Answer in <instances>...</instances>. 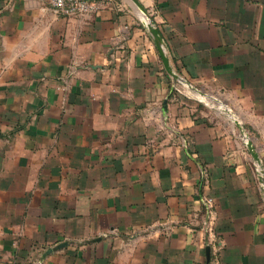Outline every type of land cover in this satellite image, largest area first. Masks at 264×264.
<instances>
[{"label":"crops","instance_id":"1","mask_svg":"<svg viewBox=\"0 0 264 264\" xmlns=\"http://www.w3.org/2000/svg\"><path fill=\"white\" fill-rule=\"evenodd\" d=\"M138 2L182 81L127 0H0V264H264V0Z\"/></svg>","mask_w":264,"mask_h":264},{"label":"built area","instance_id":"2","mask_svg":"<svg viewBox=\"0 0 264 264\" xmlns=\"http://www.w3.org/2000/svg\"><path fill=\"white\" fill-rule=\"evenodd\" d=\"M113 0H50L52 10L59 15L64 17H82L96 12L101 4H106ZM183 84L189 89H193L188 83ZM176 92H181V89L174 87ZM196 92H200L194 89ZM203 202L207 209L210 211L212 207V199L204 198Z\"/></svg>","mask_w":264,"mask_h":264},{"label":"water","instance_id":"3","mask_svg":"<svg viewBox=\"0 0 264 264\" xmlns=\"http://www.w3.org/2000/svg\"><path fill=\"white\" fill-rule=\"evenodd\" d=\"M128 2L138 11L140 14L148 19L151 26L146 24V27L149 31V33L152 35L156 47L161 55L163 65L165 70L168 72V74L173 78V80L182 81V79L172 70V67L169 64L168 58L164 52V46H163V40L160 35L159 30L155 27L153 20L150 18L146 10L140 5L138 0H128ZM195 88H193L194 90ZM172 91V87L170 89V92ZM247 147L249 151L251 152L254 159L258 160L256 153L253 151V147L250 142L247 143ZM61 246V245H60ZM57 247H49L42 253V258H44L47 254L51 253L53 250H55ZM206 254H207V263L209 262V248H206Z\"/></svg>","mask_w":264,"mask_h":264},{"label":"rangeland","instance_id":"4","mask_svg":"<svg viewBox=\"0 0 264 264\" xmlns=\"http://www.w3.org/2000/svg\"><path fill=\"white\" fill-rule=\"evenodd\" d=\"M119 1H122V0H119ZM124 1H126V0H124ZM181 91H183V93H188L189 95H196L198 97L197 102L200 101L199 103L203 106H206L207 108L210 107L211 104H212L211 106H216V104H214L211 101L210 97L207 96L206 93H204L203 91L202 92H196L192 89H189L188 87H183L181 89Z\"/></svg>","mask_w":264,"mask_h":264}]
</instances>
